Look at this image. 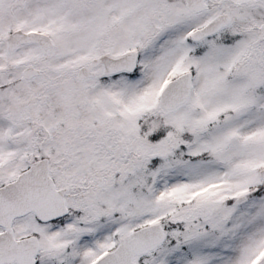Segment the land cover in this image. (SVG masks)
<instances>
[{"label":"snow or ice","instance_id":"6c2138e0","mask_svg":"<svg viewBox=\"0 0 264 264\" xmlns=\"http://www.w3.org/2000/svg\"><path fill=\"white\" fill-rule=\"evenodd\" d=\"M0 264H264V0H0Z\"/></svg>","mask_w":264,"mask_h":264}]
</instances>
